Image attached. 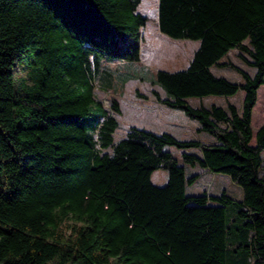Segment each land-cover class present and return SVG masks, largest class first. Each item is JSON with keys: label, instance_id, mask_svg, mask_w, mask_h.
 Segmentation results:
<instances>
[{"label": "trees", "instance_id": "obj_1", "mask_svg": "<svg viewBox=\"0 0 264 264\" xmlns=\"http://www.w3.org/2000/svg\"><path fill=\"white\" fill-rule=\"evenodd\" d=\"M141 1L0 0V264H264V0H158L159 30L199 45L187 67L156 70V99L212 141L135 125L115 137L107 66L141 58ZM235 48L252 74L227 59ZM240 90L241 109L190 102ZM187 165L226 173L241 197L188 194Z\"/></svg>", "mask_w": 264, "mask_h": 264}, {"label": "rangeland", "instance_id": "obj_2", "mask_svg": "<svg viewBox=\"0 0 264 264\" xmlns=\"http://www.w3.org/2000/svg\"><path fill=\"white\" fill-rule=\"evenodd\" d=\"M139 11L148 17L143 28V43L141 58L135 61L119 60L108 62L114 92L121 103V112L116 116L119 127L115 132L118 139L125 135L132 126L144 127L155 132H170L180 139H201L210 141L213 137L206 131L198 129L200 123L197 119L189 117L180 108H171L156 99L155 91L165 97V90L155 82L154 73L158 69L177 70L189 65L192 56L199 45V40L189 38H173L161 32L157 25L158 0H142ZM238 49L229 52L227 59L248 71L254 72V67L246 63L239 55ZM212 71L220 76H225L232 81H240L241 74L234 68L213 66ZM102 85L95 81L96 95L109 105L110 91L108 80L102 78ZM244 91L229 97L206 96L191 98L193 105L209 107L212 103L227 107L234 103L241 109ZM264 123V84L258 90V100L253 109L252 126L256 131ZM190 151L200 153L192 147ZM186 173L190 176L199 173L198 180L186 187L188 194H200L206 191L209 194H219L226 191L235 198L241 197V187L234 183L223 172L208 171L200 166H186ZM168 178V171L163 168L156 169L152 174V181L163 185ZM230 217V215H229Z\"/></svg>", "mask_w": 264, "mask_h": 264}, {"label": "crops", "instance_id": "obj_3", "mask_svg": "<svg viewBox=\"0 0 264 264\" xmlns=\"http://www.w3.org/2000/svg\"><path fill=\"white\" fill-rule=\"evenodd\" d=\"M214 140V138L212 137L210 141Z\"/></svg>", "mask_w": 264, "mask_h": 264}]
</instances>
